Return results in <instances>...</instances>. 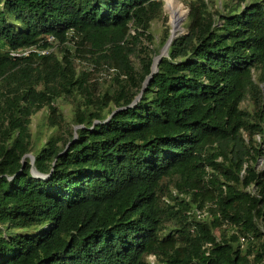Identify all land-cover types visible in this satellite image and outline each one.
Wrapping results in <instances>:
<instances>
[{"label":"trees","instance_id":"1","mask_svg":"<svg viewBox=\"0 0 264 264\" xmlns=\"http://www.w3.org/2000/svg\"><path fill=\"white\" fill-rule=\"evenodd\" d=\"M212 3L151 75L162 0H0V264H264V0Z\"/></svg>","mask_w":264,"mask_h":264},{"label":"rangeland","instance_id":"2","mask_svg":"<svg viewBox=\"0 0 264 264\" xmlns=\"http://www.w3.org/2000/svg\"><path fill=\"white\" fill-rule=\"evenodd\" d=\"M162 1H163L164 18H166V22H164V20H158V21L153 22L152 27H151L152 36L154 38V41H155L156 45L160 42V39L162 38L163 30H164V28L166 26L169 27L170 35H171V31L173 30V27H172L171 22H170V15H169V12H168V10L166 8V4H167L166 2H167V0H162ZM176 1L180 4V9H181V11L184 14L183 20L181 21L180 27H179V28H181V31L179 30V31H177L178 33L176 32L177 37H180V36L186 34L187 31H188V15H189L188 4L190 2H192V1H195V0H176ZM225 1L226 0H213V3L212 4H215L216 3V6L217 7H220V5L222 4V2H225ZM165 45L160 49L159 55H164L166 57L167 54H166V52L164 50ZM76 64H77L78 70H83L84 69V70H89L91 73H96V71L92 67L88 66L80 58L76 62ZM95 77L96 78L94 80H92L91 83H93L94 81H96L98 75H96ZM100 83H103V82L100 81ZM58 105L63 110L64 114L69 117L70 116V113H71V105L69 103H67L66 101L58 102ZM44 111L45 110L37 113L32 118V120H33V122H32V128H33V130L35 132H37V128H38L37 126L42 123L43 113H45ZM51 133H52L51 131H46L43 128V133H41V134L38 133L39 139L41 141H45L46 138L48 137V135L51 134ZM29 157L31 158V161L33 162V156L32 155H29ZM258 168H261V169L264 168V162L263 161H260L259 162ZM207 213L208 212H204L202 214V218H207L208 217L207 216ZM216 234L218 235V232H216ZM149 259H150L151 262L154 261V257H150Z\"/></svg>","mask_w":264,"mask_h":264},{"label":"bare ground","instance_id":"3","mask_svg":"<svg viewBox=\"0 0 264 264\" xmlns=\"http://www.w3.org/2000/svg\"><path fill=\"white\" fill-rule=\"evenodd\" d=\"M166 8L170 15V22L173 32H177L179 23L183 20L184 14L180 9V4L176 0H167ZM181 29H178V31ZM178 33V32H177Z\"/></svg>","mask_w":264,"mask_h":264},{"label":"water","instance_id":"4","mask_svg":"<svg viewBox=\"0 0 264 264\" xmlns=\"http://www.w3.org/2000/svg\"><path fill=\"white\" fill-rule=\"evenodd\" d=\"M180 23H181V22H180ZM180 23H179V25H178L179 27H180ZM178 29H181V28H178ZM178 29H177V31H178ZM180 31H181V30H180ZM175 38H177V35H176V33L173 32V30H172V31H171V35H170V37H169V39H168V41H167V43H166V45H165V48H164L166 54L168 53L169 47L171 46V44H172V42H173V40H174ZM164 57H165L164 55H159L158 57H156V58L154 59V62H153V65H152V73H151V75L157 72L158 64L160 63V61H161L162 58H164ZM151 75H150V76H151ZM149 78H150V77H149ZM137 100H138V99H137ZM33 174L36 175V173H35L34 171H33Z\"/></svg>","mask_w":264,"mask_h":264}]
</instances>
